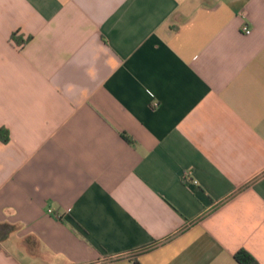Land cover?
<instances>
[{
	"label": "crops",
	"instance_id": "0c3cea01",
	"mask_svg": "<svg viewBox=\"0 0 264 264\" xmlns=\"http://www.w3.org/2000/svg\"><path fill=\"white\" fill-rule=\"evenodd\" d=\"M0 130V264H264V0H0Z\"/></svg>",
	"mask_w": 264,
	"mask_h": 264
},
{
	"label": "trees",
	"instance_id": "16d2710c",
	"mask_svg": "<svg viewBox=\"0 0 264 264\" xmlns=\"http://www.w3.org/2000/svg\"><path fill=\"white\" fill-rule=\"evenodd\" d=\"M1 130H0V139H1ZM2 142H6V139H2ZM13 230V227L9 225H0V239L6 238L7 234H9ZM234 260L238 264H257L252 257H250L244 251H238L234 255ZM137 264V263H136Z\"/></svg>",
	"mask_w": 264,
	"mask_h": 264
},
{
	"label": "built area",
	"instance_id": "2783aa9c",
	"mask_svg": "<svg viewBox=\"0 0 264 264\" xmlns=\"http://www.w3.org/2000/svg\"><path fill=\"white\" fill-rule=\"evenodd\" d=\"M242 32H243L245 35H249V34H250V30H249L248 27H246V26H244V27L242 28ZM154 106H156V104H154ZM189 175H190V173H187V174L184 175V177H185V178H186V177H189Z\"/></svg>",
	"mask_w": 264,
	"mask_h": 264
}]
</instances>
